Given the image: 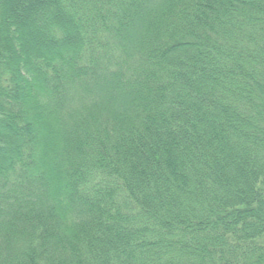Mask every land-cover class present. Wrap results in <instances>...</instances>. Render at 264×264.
Here are the masks:
<instances>
[{"label":"trees","instance_id":"trees-1","mask_svg":"<svg viewBox=\"0 0 264 264\" xmlns=\"http://www.w3.org/2000/svg\"><path fill=\"white\" fill-rule=\"evenodd\" d=\"M0 264H264V0H0Z\"/></svg>","mask_w":264,"mask_h":264}]
</instances>
